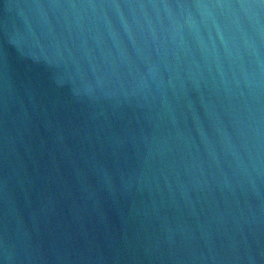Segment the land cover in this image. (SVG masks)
<instances>
[{
	"label": "water",
	"instance_id": "1",
	"mask_svg": "<svg viewBox=\"0 0 264 264\" xmlns=\"http://www.w3.org/2000/svg\"><path fill=\"white\" fill-rule=\"evenodd\" d=\"M0 264H264V0H0Z\"/></svg>",
	"mask_w": 264,
	"mask_h": 264
}]
</instances>
